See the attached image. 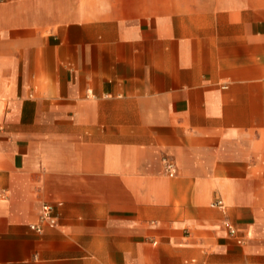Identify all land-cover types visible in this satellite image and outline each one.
Segmentation results:
<instances>
[{"label":"crops","instance_id":"0c3cea01","mask_svg":"<svg viewBox=\"0 0 264 264\" xmlns=\"http://www.w3.org/2000/svg\"><path fill=\"white\" fill-rule=\"evenodd\" d=\"M0 264H264V0L0 1Z\"/></svg>","mask_w":264,"mask_h":264},{"label":"built area","instance_id":"2783aa9c","mask_svg":"<svg viewBox=\"0 0 264 264\" xmlns=\"http://www.w3.org/2000/svg\"><path fill=\"white\" fill-rule=\"evenodd\" d=\"M0 1H3V0H0ZM163 163H164L165 171L168 175L174 176L177 173L176 163L173 160H171L169 158H164ZM213 205L218 206L221 209L226 208V205L221 198L217 199L213 203ZM57 222H58V218H57V215L55 214L54 207L51 204L45 203L41 207L40 223L33 224L32 228H34L38 231H41L42 226L44 224L55 225V224H57ZM229 232L231 235H234L237 237L238 242L244 241V239L238 235V231L234 226H232V225L229 226Z\"/></svg>","mask_w":264,"mask_h":264}]
</instances>
